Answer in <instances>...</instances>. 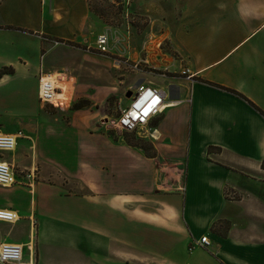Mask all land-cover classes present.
Wrapping results in <instances>:
<instances>
[{
    "label": "crops",
    "instance_id": "obj_1",
    "mask_svg": "<svg viewBox=\"0 0 264 264\" xmlns=\"http://www.w3.org/2000/svg\"><path fill=\"white\" fill-rule=\"evenodd\" d=\"M164 2L171 51L193 75L171 78L169 82L176 85L173 93L157 83L168 101L180 98L182 102L153 118L160 137L146 141L154 144L162 139L154 148L155 156L136 153L138 160L152 167L150 189L160 196L144 197L137 192L105 196L104 180L93 175L97 187L84 197L96 205L84 224L87 264H107L105 252L111 263L264 264V116L226 89L239 92L264 113V0ZM89 18L87 0H0V66L14 67V73L2 76L0 83L22 70L31 72L37 90L38 71H44L39 66L41 50L52 49L51 39L43 35L79 44L88 41L94 47L95 35L87 36ZM29 45L36 49L39 62L35 64L27 59ZM21 118H26L24 113L10 119L21 122ZM20 132L17 141L28 138ZM29 139L34 153L35 146L38 152V143ZM20 147L24 148L16 142L9 152L14 154ZM27 148L33 146L28 142ZM37 155L42 167L46 163ZM156 157L169 161V172L156 167ZM2 160L12 165V159ZM95 172L105 178L104 171ZM166 179V190H155ZM28 192L34 193V186ZM14 203L0 207L13 208L21 217V208ZM31 216L27 214L28 239L10 234L6 240L0 233V242L29 243L32 255L23 248L26 264H33V240L45 238L42 220L38 218L36 230ZM123 221L132 229L123 233L118 225ZM2 223L7 222L0 221V229ZM204 235L209 244L196 245ZM37 253L36 264H41L38 248Z\"/></svg>",
    "mask_w": 264,
    "mask_h": 264
},
{
    "label": "rangeland",
    "instance_id": "obj_2",
    "mask_svg": "<svg viewBox=\"0 0 264 264\" xmlns=\"http://www.w3.org/2000/svg\"><path fill=\"white\" fill-rule=\"evenodd\" d=\"M87 4L90 17L87 36L105 32L109 38L106 53L98 52L88 41L82 44L71 41L78 45L74 46L49 39L52 49L46 53L41 50L40 62L36 49L29 45L27 50V59L31 63L39 62L44 71L59 73L68 79L67 90L71 98L68 106L60 108L39 103L31 72L20 70L8 81L0 83V128L20 130L28 136L17 141L23 149H16L14 154L0 152V159H12L10 165L17 176L15 184L0 186V204L8 206L15 202L22 211L13 226L2 223L5 225L0 233L5 239L10 234L12 238L28 239L27 214H32V225L36 230L38 220H42L45 238L38 239L37 243L33 240V264L37 262V248L41 264H87L89 254L84 224L96 205L84 197L97 187L93 175L99 181L104 180L105 196L136 192L144 197L160 196L150 189L152 167L142 159L138 160L136 155L144 157L143 150L125 142L124 136L137 139L139 133H120L109 123L128 104L130 98L126 94L134 86L151 82L171 93L175 90L176 85L171 84L170 78H165L160 69L167 55L176 60L175 69L181 61L171 51L172 42L165 22L169 20L163 8L165 2L87 0ZM76 102L83 105L74 108ZM18 113H24L26 118L13 122L10 118ZM174 116L170 115V118ZM30 137L36 145L38 143L39 160L46 163L42 167L37 159V146L34 153ZM142 141L155 148L162 139L154 144ZM28 142L33 148H27ZM154 160L156 167H164L163 173L169 172L167 166L171 164L168 160L157 157ZM134 163L136 166L133 167ZM95 169L104 171L105 178L98 172L93 173ZM161 184H156L155 190H166L168 179ZM32 185L34 193L30 194ZM41 185L48 188L39 187ZM119 221H122L120 217ZM118 225L123 228V233L132 229V225L124 221ZM76 241L78 245L72 246ZM104 254L107 264H137L111 263L108 253Z\"/></svg>",
    "mask_w": 264,
    "mask_h": 264
},
{
    "label": "built area",
    "instance_id": "obj_3",
    "mask_svg": "<svg viewBox=\"0 0 264 264\" xmlns=\"http://www.w3.org/2000/svg\"><path fill=\"white\" fill-rule=\"evenodd\" d=\"M108 36L105 32H99L94 39V49L100 53L108 51ZM161 66L162 75L165 78L184 76L191 78L190 70L178 61V68H173L176 60L167 55ZM143 61H147L144 59ZM136 68L137 62L133 64ZM166 73H168L166 75ZM61 74V73H60ZM68 79L59 73H50L39 69L37 76L36 96L39 102L50 104L54 107H65L70 104V93L67 90ZM129 102L118 115L106 122L110 127L120 132H138L139 137L148 141L157 140L160 132L156 125L152 124L153 118L161 113L168 106H175L182 102V99L175 98L167 100L166 91L151 82L140 83L131 88ZM21 132L5 133L0 131V152L11 151L15 148L17 137ZM30 175V174H28ZM17 182L12 166L5 160L0 159V186L7 187ZM19 219L18 212L10 207H0V221L14 223ZM196 245L206 246L209 244L207 236H201L195 241ZM26 246L32 255V248L27 244L14 242H0V264H26L23 261V248Z\"/></svg>",
    "mask_w": 264,
    "mask_h": 264
},
{
    "label": "trees",
    "instance_id": "obj_4",
    "mask_svg": "<svg viewBox=\"0 0 264 264\" xmlns=\"http://www.w3.org/2000/svg\"><path fill=\"white\" fill-rule=\"evenodd\" d=\"M4 28H11V29H15V30H20V31H25V32H29V33H32L31 30H26L24 28H20V27H16V26H11V25H4L2 26ZM43 37L45 38H48V39H51V40H55V41H59V42H63V43H66V44H71V45H74V46H78L77 44L69 41V40H63V39H59V38H53V37H49V36H45L43 35ZM14 73V67L10 64L8 65H1L0 66V78L4 75H11ZM227 90L243 97L251 106H253L255 109H257L263 116H264V113L257 107L255 106L250 100L246 99L243 95H241L239 92L235 91V90H232V89H229V88H226ZM83 104L82 103H79V102H76L73 107L74 108H79L81 107ZM125 133H128V132H125ZM127 135V134H125ZM124 139H125V142L129 145H132V146H136V147H139L143 150L145 156L147 157H153L155 156V149L154 147L151 145V144H145L142 140V138H137L135 139L133 136H132V139L127 137V136H124ZM212 148V147H211Z\"/></svg>",
    "mask_w": 264,
    "mask_h": 264
},
{
    "label": "water",
    "instance_id": "obj_5",
    "mask_svg": "<svg viewBox=\"0 0 264 264\" xmlns=\"http://www.w3.org/2000/svg\"><path fill=\"white\" fill-rule=\"evenodd\" d=\"M130 94H131V91H128V92H127V94H126V95H127V97H129V96H130Z\"/></svg>",
    "mask_w": 264,
    "mask_h": 264
}]
</instances>
